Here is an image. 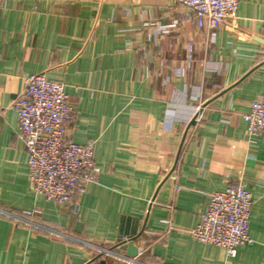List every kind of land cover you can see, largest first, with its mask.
<instances>
[{
	"label": "crops",
	"instance_id": "1",
	"mask_svg": "<svg viewBox=\"0 0 264 264\" xmlns=\"http://www.w3.org/2000/svg\"><path fill=\"white\" fill-rule=\"evenodd\" d=\"M31 74L65 83L73 138L94 143L98 179L74 206L32 187L14 109ZM258 96L264 0H239L214 33L173 0H4L0 208L43 227L0 213V264H127L98 247L130 255L122 241L133 231L140 264H264V132L251 135L243 118ZM242 179L252 241L231 257L186 229L210 193Z\"/></svg>",
	"mask_w": 264,
	"mask_h": 264
},
{
	"label": "built area",
	"instance_id": "2",
	"mask_svg": "<svg viewBox=\"0 0 264 264\" xmlns=\"http://www.w3.org/2000/svg\"><path fill=\"white\" fill-rule=\"evenodd\" d=\"M4 0H0V6ZM185 19H194L199 27L216 31L228 19H235L239 0H173ZM178 20L176 19L175 22ZM163 30L164 27H158ZM194 43L189 44L187 59L193 60ZM18 117V136L28 152L29 177L33 189L46 200L58 205L74 206L78 195L98 179L94 161V143L81 144L74 140L70 123L75 119L76 108L61 80L49 79L43 74L27 75L23 79L20 97L14 102ZM251 135L264 132V99L251 101L250 109L243 114ZM180 188L179 185H177ZM253 206L252 191L247 182L209 194V202L201 222L186 232L197 241L223 247L231 257L238 247L250 243V215ZM7 214L36 227L39 223L0 208ZM169 230L175 229L170 220ZM53 234H66L47 229ZM125 238L122 242H129ZM101 253L117 255L127 264H140L137 256L117 253L111 247H98ZM138 250V254H141Z\"/></svg>",
	"mask_w": 264,
	"mask_h": 264
},
{
	"label": "water",
	"instance_id": "3",
	"mask_svg": "<svg viewBox=\"0 0 264 264\" xmlns=\"http://www.w3.org/2000/svg\"><path fill=\"white\" fill-rule=\"evenodd\" d=\"M194 122V120H192V123ZM136 233L133 231V235L132 236H129L130 238V241L128 242V253L131 255V256H136L137 255V252H138V249H137V246L135 244V239L137 238V236L135 235Z\"/></svg>",
	"mask_w": 264,
	"mask_h": 264
}]
</instances>
